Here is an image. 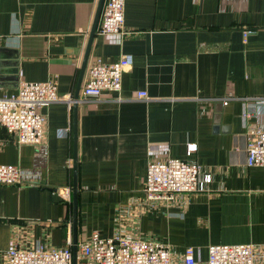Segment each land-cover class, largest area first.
Here are the masks:
<instances>
[{
  "label": "crops",
  "instance_id": "0c3cea01",
  "mask_svg": "<svg viewBox=\"0 0 264 264\" xmlns=\"http://www.w3.org/2000/svg\"><path fill=\"white\" fill-rule=\"evenodd\" d=\"M125 1L132 33L103 35L99 24L82 75L100 0H0V96L23 79L56 80L72 100L43 108L44 144H19L0 126V164L19 166L25 179L0 185V264L16 234L23 247L73 241L77 101L79 241L121 228L177 256L198 248L203 261L211 244L264 245V167L247 164L248 128L264 124V106L252 104L264 96V0ZM125 54L134 64L121 92L84 100L90 64ZM141 91L149 98H138ZM168 157L198 162L212 181L152 207L148 162ZM68 188L71 202L61 195Z\"/></svg>",
  "mask_w": 264,
  "mask_h": 264
},
{
  "label": "built area",
  "instance_id": "2783aa9c",
  "mask_svg": "<svg viewBox=\"0 0 264 264\" xmlns=\"http://www.w3.org/2000/svg\"><path fill=\"white\" fill-rule=\"evenodd\" d=\"M125 10V0H105L99 32L103 35L132 33L125 28ZM250 32L245 31V40ZM133 64L132 54L122 55L119 61L110 64L95 59L88 68L83 99L100 100L104 92H121L123 74ZM138 98L147 99L149 96L141 91ZM55 102L72 105L70 97L59 93L56 80L33 82L23 79L17 92L0 96V126L14 134L19 144H44L46 115L43 108ZM252 104L254 110L256 106H264V96L254 97ZM252 116L255 113L251 111L245 114L247 119ZM247 136L248 166L264 167V124L250 125ZM196 151V144H190L188 154ZM24 181V172L19 166L0 164V185H19ZM211 181V171L205 170L198 162L173 157L150 160L144 186L145 197L152 207L177 204L181 197L207 190L206 186ZM61 195L71 202L70 188L61 191ZM17 238L16 234L10 241L4 264H73L71 240L61 248L40 244L23 247ZM199 252L200 249L189 246L182 255L177 256L167 243L117 228L112 236L106 237L100 231H94L88 239L79 241L77 264H264V245L261 244H211L205 261Z\"/></svg>",
  "mask_w": 264,
  "mask_h": 264
},
{
  "label": "water",
  "instance_id": "95a60500",
  "mask_svg": "<svg viewBox=\"0 0 264 264\" xmlns=\"http://www.w3.org/2000/svg\"><path fill=\"white\" fill-rule=\"evenodd\" d=\"M105 0H100L97 14L94 20L88 48L85 53V58L82 66V75L85 73L88 65V61L91 53V46L95 35L97 33L98 25L101 19ZM76 99L79 100V93L76 94ZM78 107L79 102L77 101L74 105V142H75V165H74V184H73V264H77L78 256V224H79V186H78Z\"/></svg>",
  "mask_w": 264,
  "mask_h": 264
}]
</instances>
